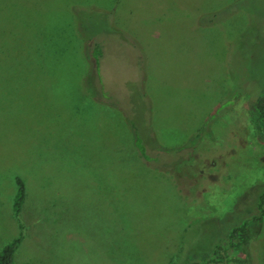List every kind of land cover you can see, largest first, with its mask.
<instances>
[{"label": "rangeland", "instance_id": "rangeland-1", "mask_svg": "<svg viewBox=\"0 0 264 264\" xmlns=\"http://www.w3.org/2000/svg\"><path fill=\"white\" fill-rule=\"evenodd\" d=\"M260 96L264 0H0V250L22 233L13 264H185L215 245L218 264H264V222L223 251L264 190Z\"/></svg>", "mask_w": 264, "mask_h": 264}, {"label": "trees", "instance_id": "trees-1", "mask_svg": "<svg viewBox=\"0 0 264 264\" xmlns=\"http://www.w3.org/2000/svg\"><path fill=\"white\" fill-rule=\"evenodd\" d=\"M231 5H224V9L230 8ZM220 8V9H221ZM219 10V9H218ZM213 22V21H212ZM209 22V23H212ZM92 50L90 53V61L93 68L98 69L99 60L102 55V48L100 43L91 41ZM251 123L253 124L256 134L264 141V97H258L253 104L251 111ZM133 130V142L138 150L140 157L149 159L146 154V147L143 142V138L135 124L131 123ZM17 190L13 200V211L15 215H19L22 209V205L26 198L25 185L23 181L16 178ZM256 213L250 217L244 218L238 225L233 227L226 237L228 247L224 248L232 250L246 249L249 244L251 236V225H261L264 222V190H262L256 199ZM22 228V226H21ZM23 238V234L20 233L17 237L6 243L0 250V264H13L14 254L20 245ZM222 251L221 245H215L212 249V256L202 261H190L185 264H218L222 260L220 252Z\"/></svg>", "mask_w": 264, "mask_h": 264}, {"label": "crops", "instance_id": "crops-1", "mask_svg": "<svg viewBox=\"0 0 264 264\" xmlns=\"http://www.w3.org/2000/svg\"><path fill=\"white\" fill-rule=\"evenodd\" d=\"M16 253V252H15Z\"/></svg>", "mask_w": 264, "mask_h": 264}]
</instances>
